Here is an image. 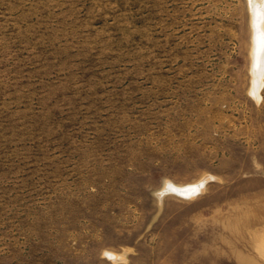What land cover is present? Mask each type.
I'll return each instance as SVG.
<instances>
[{
  "label": "rangeland",
  "instance_id": "1",
  "mask_svg": "<svg viewBox=\"0 0 264 264\" xmlns=\"http://www.w3.org/2000/svg\"><path fill=\"white\" fill-rule=\"evenodd\" d=\"M262 3L0 0V264H264Z\"/></svg>",
  "mask_w": 264,
  "mask_h": 264
},
{
  "label": "bare ground",
  "instance_id": "2",
  "mask_svg": "<svg viewBox=\"0 0 264 264\" xmlns=\"http://www.w3.org/2000/svg\"><path fill=\"white\" fill-rule=\"evenodd\" d=\"M259 7V6H258ZM252 12L253 14V33H254V46H253V58H254V88L253 95L256 97L258 94L259 86H261L262 76H264V4ZM256 8V7H255ZM167 187V191H175L179 195L184 197H193V194H197L202 188V181L199 184L191 187ZM176 195V194H175ZM263 252V251H262Z\"/></svg>",
  "mask_w": 264,
  "mask_h": 264
},
{
  "label": "water",
  "instance_id": "3",
  "mask_svg": "<svg viewBox=\"0 0 264 264\" xmlns=\"http://www.w3.org/2000/svg\"><path fill=\"white\" fill-rule=\"evenodd\" d=\"M170 192L172 193V194H176V196H178V197H183L182 195H179L178 193H176L175 191H173V190H170ZM186 198V197H185Z\"/></svg>",
  "mask_w": 264,
  "mask_h": 264
},
{
  "label": "snow or ice",
  "instance_id": "4",
  "mask_svg": "<svg viewBox=\"0 0 264 264\" xmlns=\"http://www.w3.org/2000/svg\"><path fill=\"white\" fill-rule=\"evenodd\" d=\"M249 2L251 3V0H249Z\"/></svg>",
  "mask_w": 264,
  "mask_h": 264
}]
</instances>
